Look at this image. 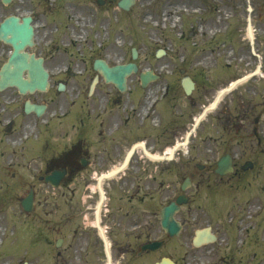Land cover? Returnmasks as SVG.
Returning a JSON list of instances; mask_svg holds the SVG:
<instances>
[{
    "label": "flooded vegetation",
    "instance_id": "obj_1",
    "mask_svg": "<svg viewBox=\"0 0 264 264\" xmlns=\"http://www.w3.org/2000/svg\"><path fill=\"white\" fill-rule=\"evenodd\" d=\"M13 4L16 0L8 5L0 0V22L9 14L28 12L24 4ZM234 5L222 8L233 21L206 20L201 26L194 19L190 23L186 72L178 81L170 79L167 88L134 87L121 92L114 86H100L90 92L81 79L69 81L72 71L56 81L50 77L47 90L29 94L31 103L44 108L39 116L30 110V125L28 119L21 124L30 128V142L25 144L16 129L24 96L13 88L0 94V107L2 100L8 102L0 113V143L2 136L9 139L15 156L28 148L25 168L31 175L62 173L57 188L47 184L48 191L54 192L43 201L45 252L59 258L53 264H96L97 255H105L106 245L97 224L114 264H153L152 256H167L178 264H198L196 257L203 264H264V229L252 216L240 217L241 232L235 231L238 216L234 224L211 216L213 222L208 224L215 239L198 248L192 244L198 182L227 197L235 189L231 181L245 173L256 178L250 174L254 162L243 168L247 159H241L247 151L240 150V145L246 143L257 156L260 140L256 136L264 124V79L254 76L220 96L186 146L173 149L218 92L259 63L257 56L247 54ZM210 30L213 35L208 34ZM254 39L260 49L264 41L258 27ZM8 48L0 40V66ZM35 54L50 71L60 68L61 63L51 66L41 49ZM261 64L264 78V54ZM184 74L187 92L180 82ZM61 82L64 86L59 90ZM224 155L230 157L232 171L220 176L216 167ZM179 195L184 203L173 218L181 227L169 233L161 225L162 208L177 202ZM230 202L234 206L238 199ZM149 242L158 243V249H144Z\"/></svg>",
    "mask_w": 264,
    "mask_h": 264
},
{
    "label": "rangeland",
    "instance_id": "obj_2",
    "mask_svg": "<svg viewBox=\"0 0 264 264\" xmlns=\"http://www.w3.org/2000/svg\"><path fill=\"white\" fill-rule=\"evenodd\" d=\"M189 1L136 0L129 10L125 11L116 6L117 0H105L102 6L98 5L96 0H30V8L36 10V14L40 17L41 22L37 28L43 31L49 56L67 60L68 65L75 69L82 66V63L78 62L81 56H86L83 65L87 67L90 66L91 58L94 56L106 58L109 62H115L122 57L126 59L130 55L131 46L138 49L142 65L163 64L162 66L170 67L166 63L168 58H164L165 56L188 53L187 30L191 17ZM251 4L255 8L252 13L256 15V25L261 24V27H264V0H251ZM245 6L246 1L242 0L244 10ZM46 7H50V12L56 13L55 20L62 19L59 27L56 28L54 20H50ZM42 22H45L43 26H41ZM159 47H164L166 52L164 56L156 58L155 50ZM173 62L170 60L169 64H175ZM83 85H85L84 78ZM7 156L8 153L5 152L3 158ZM16 160L22 161L20 156ZM21 166L17 165L15 168L19 167L18 171H24ZM15 174L12 185H7L5 182L11 180L4 179L3 175L0 176V238H2L0 246H6L11 239L17 240L19 223H15L14 237L9 238L12 235L10 229L13 224L8 221L13 219L11 216L21 214L18 201L28 191L30 175ZM6 176L12 177L11 174ZM36 186L37 198L42 202L46 194V186L40 183ZM258 198L263 204L264 196L261 192ZM40 206L42 207V204ZM40 206L35 209L38 211L30 213L31 216H37V212L42 214L39 211ZM37 221L36 219L35 224H38ZM33 234L34 236L30 237V249L23 252L22 240H19L22 237L19 236L17 245L12 246V251L3 253L0 257V264H8L6 262L18 264V260L22 257L30 260V264L47 262V259L44 260L42 239L38 237L36 231Z\"/></svg>",
    "mask_w": 264,
    "mask_h": 264
},
{
    "label": "water",
    "instance_id": "obj_3",
    "mask_svg": "<svg viewBox=\"0 0 264 264\" xmlns=\"http://www.w3.org/2000/svg\"><path fill=\"white\" fill-rule=\"evenodd\" d=\"M131 2L132 1L130 0H122L120 5L127 8ZM29 20V17H24V22L18 23L16 17H10L4 20L0 26V34L2 38L10 42L13 47V52L11 53L8 62L4 64L1 79L4 80V82L15 84L20 91H24L28 88L30 89V61L27 62L28 56L30 57V55L22 51L25 44L31 43L32 27L28 24ZM7 35H9V37ZM95 67L101 69L106 80H111L117 86L122 87L124 81L123 77L130 72L133 65H118L115 66V68H108L100 61H96ZM24 68L28 69V79H23L20 75ZM40 75L41 79L36 77V74L33 81L34 86L42 88L45 84L46 73L42 72ZM26 201H23L24 208H28L29 205V203L27 205L25 204Z\"/></svg>",
    "mask_w": 264,
    "mask_h": 264
}]
</instances>
